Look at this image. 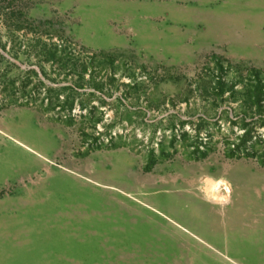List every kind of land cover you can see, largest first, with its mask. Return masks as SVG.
Listing matches in <instances>:
<instances>
[{"label": "rangeland", "instance_id": "374dc122", "mask_svg": "<svg viewBox=\"0 0 264 264\" xmlns=\"http://www.w3.org/2000/svg\"><path fill=\"white\" fill-rule=\"evenodd\" d=\"M0 264H264V0H0Z\"/></svg>", "mask_w": 264, "mask_h": 264}, {"label": "clouds", "instance_id": "9594fccd", "mask_svg": "<svg viewBox=\"0 0 264 264\" xmlns=\"http://www.w3.org/2000/svg\"><path fill=\"white\" fill-rule=\"evenodd\" d=\"M212 182L222 190V195L219 198H213L212 203L219 204L221 207L227 206L231 202V187L229 181L224 177L209 178Z\"/></svg>", "mask_w": 264, "mask_h": 264}, {"label": "bare ground", "instance_id": "6f19581e", "mask_svg": "<svg viewBox=\"0 0 264 264\" xmlns=\"http://www.w3.org/2000/svg\"><path fill=\"white\" fill-rule=\"evenodd\" d=\"M216 187L217 185H215L210 179H204L203 186L199 190L203 194V197H205L207 200H210L215 196L213 190Z\"/></svg>", "mask_w": 264, "mask_h": 264}, {"label": "trees", "instance_id": "16d2710c", "mask_svg": "<svg viewBox=\"0 0 264 264\" xmlns=\"http://www.w3.org/2000/svg\"><path fill=\"white\" fill-rule=\"evenodd\" d=\"M247 135H248V134H245L244 136H247ZM244 140H246V138H245V139H243V141H244Z\"/></svg>", "mask_w": 264, "mask_h": 264}]
</instances>
